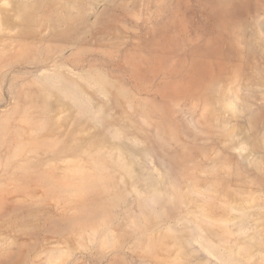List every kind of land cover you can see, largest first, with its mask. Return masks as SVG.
Here are the masks:
<instances>
[{
  "label": "rangeland",
  "instance_id": "rangeland-1",
  "mask_svg": "<svg viewBox=\"0 0 264 264\" xmlns=\"http://www.w3.org/2000/svg\"><path fill=\"white\" fill-rule=\"evenodd\" d=\"M0 264H264V0H0Z\"/></svg>",
  "mask_w": 264,
  "mask_h": 264
}]
</instances>
